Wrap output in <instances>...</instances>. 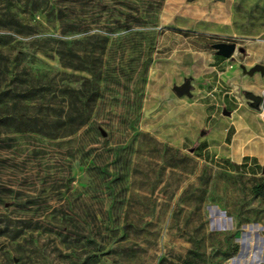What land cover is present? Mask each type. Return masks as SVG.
Masks as SVG:
<instances>
[{"label":"rangeland","instance_id":"rangeland-1","mask_svg":"<svg viewBox=\"0 0 264 264\" xmlns=\"http://www.w3.org/2000/svg\"><path fill=\"white\" fill-rule=\"evenodd\" d=\"M259 39L264 0H0V264H264V172L197 155L173 91Z\"/></svg>","mask_w":264,"mask_h":264},{"label":"crops","instance_id":"crops-1","mask_svg":"<svg viewBox=\"0 0 264 264\" xmlns=\"http://www.w3.org/2000/svg\"><path fill=\"white\" fill-rule=\"evenodd\" d=\"M218 43L233 44L232 53L220 54L213 47ZM209 47L194 51V102L191 113L183 115V125L189 126L184 140L213 165L257 175L264 168V39ZM256 66L263 70L253 71ZM247 95L260 99L258 108Z\"/></svg>","mask_w":264,"mask_h":264},{"label":"water","instance_id":"water-1","mask_svg":"<svg viewBox=\"0 0 264 264\" xmlns=\"http://www.w3.org/2000/svg\"><path fill=\"white\" fill-rule=\"evenodd\" d=\"M213 47L220 54H222L226 57H228L234 49L233 44H224V43L215 44V45H213ZM254 70H263V68L260 66H256V67H254L253 71ZM191 90H192V86H191L190 79H185L181 85L173 87L174 93L179 97L191 96ZM247 97L252 101V106L255 108H258V106L260 105V99L257 97L251 96V95H247ZM263 172H264V168H263Z\"/></svg>","mask_w":264,"mask_h":264},{"label":"trees","instance_id":"trees-1","mask_svg":"<svg viewBox=\"0 0 264 264\" xmlns=\"http://www.w3.org/2000/svg\"><path fill=\"white\" fill-rule=\"evenodd\" d=\"M0 102H2V101H0ZM31 121L33 124H30V122H25V123H23L24 126H17V129H18L17 131L30 129V130H35V131L41 132L43 130V128L46 127V125L43 124V122H41L39 119L35 118V119H32Z\"/></svg>","mask_w":264,"mask_h":264},{"label":"built area","instance_id":"built-area-1","mask_svg":"<svg viewBox=\"0 0 264 264\" xmlns=\"http://www.w3.org/2000/svg\"><path fill=\"white\" fill-rule=\"evenodd\" d=\"M262 116L264 117V111L262 112Z\"/></svg>","mask_w":264,"mask_h":264}]
</instances>
